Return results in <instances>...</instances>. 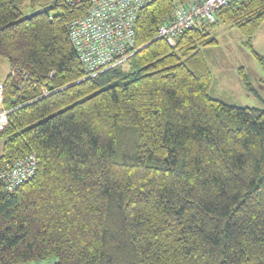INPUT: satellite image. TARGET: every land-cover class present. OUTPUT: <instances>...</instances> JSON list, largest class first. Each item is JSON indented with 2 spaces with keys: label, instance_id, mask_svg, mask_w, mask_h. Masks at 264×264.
I'll use <instances>...</instances> for the list:
<instances>
[{
  "label": "trees",
  "instance_id": "1",
  "mask_svg": "<svg viewBox=\"0 0 264 264\" xmlns=\"http://www.w3.org/2000/svg\"><path fill=\"white\" fill-rule=\"evenodd\" d=\"M187 1L147 4L136 52L88 77L66 28L82 8L25 19L50 2L0 0V171L37 159L13 192L0 181V264H264V109L210 96L202 52L205 25L230 24L264 71V0H233L170 46L157 30Z\"/></svg>",
  "mask_w": 264,
  "mask_h": 264
},
{
  "label": "built area",
  "instance_id": "2",
  "mask_svg": "<svg viewBox=\"0 0 264 264\" xmlns=\"http://www.w3.org/2000/svg\"><path fill=\"white\" fill-rule=\"evenodd\" d=\"M153 0H63L69 8L84 12L66 26L68 37L88 77L123 64L135 52L136 19L142 8ZM233 0H188L179 4L172 18L157 30V38L174 46L177 38L197 22L215 21L216 10ZM3 84L0 83V132L8 124V110L3 108ZM44 95L46 93L44 92ZM37 169L32 153L0 171L6 193L30 181ZM35 264H45L37 261Z\"/></svg>",
  "mask_w": 264,
  "mask_h": 264
},
{
  "label": "rangeland",
  "instance_id": "3",
  "mask_svg": "<svg viewBox=\"0 0 264 264\" xmlns=\"http://www.w3.org/2000/svg\"><path fill=\"white\" fill-rule=\"evenodd\" d=\"M51 1L43 0L45 3ZM49 12L54 13L53 10ZM204 28L216 42L202 50L212 74L210 96L235 106L264 109V71L249 50L242 46V36L238 30L230 24L205 25ZM254 35L257 37L253 50L263 56L264 23ZM241 68L248 80V91L239 74ZM9 73L8 63L0 57V83ZM9 112L10 110L7 115ZM2 144L3 140H0V155L2 154Z\"/></svg>",
  "mask_w": 264,
  "mask_h": 264
},
{
  "label": "water",
  "instance_id": "4",
  "mask_svg": "<svg viewBox=\"0 0 264 264\" xmlns=\"http://www.w3.org/2000/svg\"><path fill=\"white\" fill-rule=\"evenodd\" d=\"M59 0H52L50 3L42 6L40 9H37L36 11L25 15V19H30L31 17L37 15L40 12L48 13L49 11L53 10L55 6L57 5Z\"/></svg>",
  "mask_w": 264,
  "mask_h": 264
},
{
  "label": "crops",
  "instance_id": "5",
  "mask_svg": "<svg viewBox=\"0 0 264 264\" xmlns=\"http://www.w3.org/2000/svg\"><path fill=\"white\" fill-rule=\"evenodd\" d=\"M256 37H257V35H254V36H253V39H252V46H253V45L255 44V42H256V41H255V40H256ZM3 80H4V79H3Z\"/></svg>",
  "mask_w": 264,
  "mask_h": 264
}]
</instances>
